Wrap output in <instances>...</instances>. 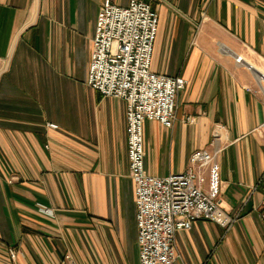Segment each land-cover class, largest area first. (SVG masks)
<instances>
[{"label": "crops", "instance_id": "crops-1", "mask_svg": "<svg viewBox=\"0 0 264 264\" xmlns=\"http://www.w3.org/2000/svg\"><path fill=\"white\" fill-rule=\"evenodd\" d=\"M104 1L0 0V264H140L126 101L88 83ZM147 1L151 68L187 84L171 128L144 123L145 169L185 170L222 123V206L237 215L178 231L173 264H264V0Z\"/></svg>", "mask_w": 264, "mask_h": 264}, {"label": "built area", "instance_id": "built-area-1", "mask_svg": "<svg viewBox=\"0 0 264 264\" xmlns=\"http://www.w3.org/2000/svg\"><path fill=\"white\" fill-rule=\"evenodd\" d=\"M159 15L147 0L119 5L105 0L99 9L88 69V83L103 96L126 101L127 155L135 182L136 220L140 264H173L177 256L175 236L205 219L230 227L237 215L222 206L218 143L225 125L217 123L208 148L196 149L189 166L164 177L149 174L144 165V123H174L179 92L187 79L152 70V55ZM242 56L236 61L241 62ZM263 75L261 76V78ZM49 128L58 124L48 122ZM264 132V120L260 124ZM208 167V186L202 172ZM264 179V176L260 181ZM52 215L50 207L40 208ZM11 259L16 251L9 248ZM57 264H79L66 253Z\"/></svg>", "mask_w": 264, "mask_h": 264}, {"label": "water", "instance_id": "water-1", "mask_svg": "<svg viewBox=\"0 0 264 264\" xmlns=\"http://www.w3.org/2000/svg\"><path fill=\"white\" fill-rule=\"evenodd\" d=\"M261 76H262V74H261Z\"/></svg>", "mask_w": 264, "mask_h": 264}, {"label": "rangeland", "instance_id": "rangeland-1", "mask_svg": "<svg viewBox=\"0 0 264 264\" xmlns=\"http://www.w3.org/2000/svg\"><path fill=\"white\" fill-rule=\"evenodd\" d=\"M155 5V4H154Z\"/></svg>", "mask_w": 264, "mask_h": 264}]
</instances>
